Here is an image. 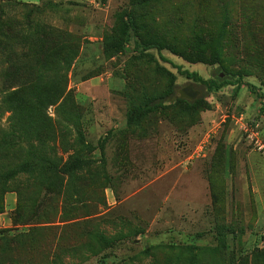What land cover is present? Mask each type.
Returning a JSON list of instances; mask_svg holds the SVG:
<instances>
[{"label":"rangeland","instance_id":"rangeland-1","mask_svg":"<svg viewBox=\"0 0 264 264\" xmlns=\"http://www.w3.org/2000/svg\"><path fill=\"white\" fill-rule=\"evenodd\" d=\"M139 1L0 0V264H264V0Z\"/></svg>","mask_w":264,"mask_h":264},{"label":"trees","instance_id":"trees-1","mask_svg":"<svg viewBox=\"0 0 264 264\" xmlns=\"http://www.w3.org/2000/svg\"><path fill=\"white\" fill-rule=\"evenodd\" d=\"M147 2L148 0H140L138 4L143 5L146 4ZM124 31L126 34H131L134 40V45L132 48L125 47L124 44L120 45L119 48L124 53L145 54L147 52L154 51L160 56V59L164 63H167V61H165L161 57V53L163 51H167L172 55L179 56L177 51L171 47H167L154 42L142 41L138 35V27L130 11H126L124 14ZM218 68L220 70H223V68L221 67ZM181 75L185 76L187 80H190L196 84L203 86L207 92L218 91L226 86H232L235 87L236 89H239L243 84L240 75H229L226 76L225 78H219L217 76L216 80H208V81L203 80L196 73L182 72ZM173 79L174 78L171 76V80L169 82V88L166 93H164L163 95L157 98L150 99L149 101L145 102L142 106L132 110V112L127 118L128 123L133 124L141 120L143 117L162 109L168 103H172V102L182 103L188 108L195 106V104H190L187 101H185L183 98H176L175 96L176 85ZM55 171L58 173H67L68 169H66L65 166L59 169L55 167Z\"/></svg>","mask_w":264,"mask_h":264},{"label":"water","instance_id":"water-1","mask_svg":"<svg viewBox=\"0 0 264 264\" xmlns=\"http://www.w3.org/2000/svg\"><path fill=\"white\" fill-rule=\"evenodd\" d=\"M195 96H196V95H193V96L191 95V96L189 97V99H190V100H194V99H195Z\"/></svg>","mask_w":264,"mask_h":264}]
</instances>
